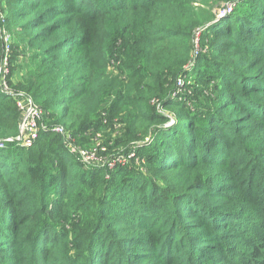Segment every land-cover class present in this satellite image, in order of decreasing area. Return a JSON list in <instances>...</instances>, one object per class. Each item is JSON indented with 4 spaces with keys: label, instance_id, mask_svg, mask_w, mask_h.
<instances>
[{
    "label": "trees",
    "instance_id": "trees-1",
    "mask_svg": "<svg viewBox=\"0 0 264 264\" xmlns=\"http://www.w3.org/2000/svg\"><path fill=\"white\" fill-rule=\"evenodd\" d=\"M1 15L18 37L0 264H264V0H0ZM24 98L43 110L30 155L11 142ZM66 142L104 165L80 170Z\"/></svg>",
    "mask_w": 264,
    "mask_h": 264
},
{
    "label": "rangeland",
    "instance_id": "rangeland-1",
    "mask_svg": "<svg viewBox=\"0 0 264 264\" xmlns=\"http://www.w3.org/2000/svg\"><path fill=\"white\" fill-rule=\"evenodd\" d=\"M234 11H235V7L231 6V7L227 8L224 12H231L230 14H227V16H230V15H232L234 13ZM227 16H226V18H227ZM220 20H223V18H221ZM220 20H218V21H220ZM4 23H5L4 16L1 15L0 16V34L3 37V39H4V44H5V48H6V45L8 43L10 44V46H12L13 43H14V40L18 36L17 35H13L10 32H8L7 26ZM197 38L193 42V53H194L195 57H194V60H193V62L191 64V66H189V68H191L192 70H194L193 68L196 65V58H197L196 51L199 49V47H201L200 39H199L200 38L199 37V33L197 34ZM17 66L21 67V72L18 73V74L24 76L26 74V72L28 71V68H29L28 67L29 65L26 64V60L19 59V62H18ZM9 67H10L9 63L5 64V66H4V64L2 65L0 63V77H1V74L2 75L8 74ZM115 74H118V71H116ZM189 84L191 86H193V87H196V86L199 87V85L196 82H193L192 79L189 80ZM184 85H185L184 82L180 85L181 89L178 91L179 92L178 94H181V92L184 91L183 90ZM199 91H200V94L205 95V96H209V94H210V93H208L210 91L204 89V87L202 89H200ZM167 117L170 118V120H169V123L166 125V127L167 126L168 127L169 126L170 127L173 126L174 123H175L174 118L171 115H169ZM41 119H43V118H41ZM22 121H23V117H22ZM41 122H42V120H41ZM22 125L23 124L21 122V124H20V134H19V136L17 138H15V142H20L18 146L22 145L23 147H21V148H22L23 152L25 154H27V155H30V149L34 146L35 141H36V137L34 138L32 135H30V131H28V133L24 132L23 130L21 131V128H23ZM38 132H39V130L37 129L35 134H37ZM97 139H98L99 143H102L103 140H104V135L99 134L97 136ZM30 140L32 141L31 144L25 143L26 141H30ZM66 143L68 145L69 151L74 155L76 162L81 164L80 170H82V171L85 170V169L86 170H95V169H98V168L102 167L101 165H104L101 162L97 161V159L95 157V153H96L95 149H94V151L92 153H89L87 150H84V149H76L74 147L73 143H71V142H66ZM0 149H3V148H0ZM142 150H143V148L137 149V151H135V152H133L131 154V157H135L136 165H138V167L142 170V172L146 173L147 172V167L145 166L146 160L139 155V153L142 152ZM129 160H131V158Z\"/></svg>",
    "mask_w": 264,
    "mask_h": 264
},
{
    "label": "built area",
    "instance_id": "built-area-1",
    "mask_svg": "<svg viewBox=\"0 0 264 264\" xmlns=\"http://www.w3.org/2000/svg\"><path fill=\"white\" fill-rule=\"evenodd\" d=\"M231 12H221L220 14H223L221 18H224L227 16V14H230ZM219 14V15H220ZM220 18V19H221ZM11 50L10 44L8 43L6 45V48L4 50V54L3 57L1 59V64L5 66V64L8 63V54ZM6 74L2 75V77H4ZM25 103L23 101L19 102V107L23 112V121H22V127L21 131L23 130L24 132L30 131V135H32L34 138L38 136V133H36L37 129L39 130V122L42 120L41 118H43V110L38 107L31 99L28 98H24ZM56 131L58 133H62V134H66L64 130L62 129H56ZM11 142H15V139L11 140ZM20 143V142H18ZM25 143H29L31 144L32 141H26ZM1 146L3 144H0ZM28 145V144H27Z\"/></svg>",
    "mask_w": 264,
    "mask_h": 264
},
{
    "label": "water",
    "instance_id": "water-1",
    "mask_svg": "<svg viewBox=\"0 0 264 264\" xmlns=\"http://www.w3.org/2000/svg\"><path fill=\"white\" fill-rule=\"evenodd\" d=\"M222 15L223 14L218 15L211 23L207 24V26L208 25H211V24H213L215 22H217L218 20H220V18L222 17ZM6 141H9V140H6ZM6 141H0V144L3 143V142H6Z\"/></svg>",
    "mask_w": 264,
    "mask_h": 264
},
{
    "label": "crops",
    "instance_id": "crops-1",
    "mask_svg": "<svg viewBox=\"0 0 264 264\" xmlns=\"http://www.w3.org/2000/svg\"><path fill=\"white\" fill-rule=\"evenodd\" d=\"M23 102L25 103V100H23Z\"/></svg>",
    "mask_w": 264,
    "mask_h": 264
}]
</instances>
